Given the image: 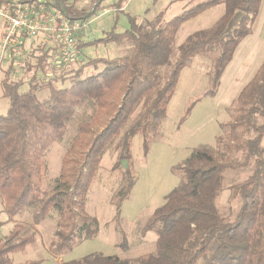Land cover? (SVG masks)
Returning <instances> with one entry per match:
<instances>
[{"label":"trees","instance_id":"16d2710c","mask_svg":"<svg viewBox=\"0 0 264 264\" xmlns=\"http://www.w3.org/2000/svg\"><path fill=\"white\" fill-rule=\"evenodd\" d=\"M59 1L70 16L81 18L74 3ZM219 4L223 14L210 28L195 31L174 46L181 24ZM260 4L261 0H209L189 6L168 22H163V12L144 24L128 16L129 28L124 32L78 43L82 50L126 41L131 51L127 57L89 61L86 65L95 68L99 64L102 69L83 79L81 67L47 84L30 83L20 93L22 83L6 75L0 82L2 97L8 100L6 113L0 115V200L8 221L29 209L31 225L28 232L22 224H14L0 239V264H13L11 255L33 244L36 226L54 216V240L47 248L54 260L94 239L99 225L86 212L85 203L104 153L118 138L119 159L130 160V144L137 134L146 153L166 116L181 71L194 57L213 52L204 96L214 97L235 49L251 33ZM71 73L69 87L54 86ZM44 90L48 97L41 101L37 94ZM85 102L94 111L88 121L78 124L58 176L43 189L45 153L63 138L74 110ZM228 112L230 118L219 124L215 145L193 149L173 168L180 174L179 185L164 197L141 230L142 235L154 233L153 252L134 259L91 254L59 264H264V59ZM245 169L250 174L228 187L236 208L231 216H222L217 201L224 173ZM133 184V174L124 170L113 194L114 219ZM118 247L126 249L127 245L122 241Z\"/></svg>","mask_w":264,"mask_h":264},{"label":"rangeland","instance_id":"374dc122","mask_svg":"<svg viewBox=\"0 0 264 264\" xmlns=\"http://www.w3.org/2000/svg\"><path fill=\"white\" fill-rule=\"evenodd\" d=\"M119 1L96 0L93 3L90 0L67 1L69 5L74 3V9L80 13V17H86L93 10L95 12L89 27L84 32L83 42L101 39L109 32H124L129 28L128 16L135 18L138 24H144L145 21L154 19L158 13L164 11L163 22H168L183 10L181 1L171 4L174 0H125L118 5ZM205 1L209 0H193L189 6ZM222 13L223 6L219 4L207 14L196 16L181 24L175 34L174 46L181 44L192 32L210 28L222 16ZM263 24L264 6L263 12L260 7L255 30ZM129 47L128 42L122 41L84 48L81 51L79 65L73 71L83 67L80 75V79H83L102 69L99 64L95 67L96 69L92 65H86L89 61L127 57L131 53ZM213 58L214 52L208 56H196L192 59L191 65L181 71L167 106L166 116L160 123L156 137L150 141L146 153L143 150L142 136L137 134L132 138L131 157L130 160L125 161H127V169L134 176V184L128 199L121 204L118 218L114 219L113 194L120 185L122 172L125 169L121 166V161L124 159L118 157L117 138L102 156L86 198V212L98 221L99 231L96 237L77 244L70 252L54 260L47 251L54 240L56 230L54 216V219H46L36 226L33 244L28 245L23 252L11 255L13 264H26L37 260H43L41 264H59V261L78 260L91 254L134 259L153 252L156 239L154 233L147 232L142 235L141 230L152 212L163 203L164 197L179 185L180 174L173 168L181 164L193 149L200 146L213 147L214 139L220 134V130H217L215 126H218V122H226L230 118L228 109L235 100V94L230 98L223 94L220 99L223 98L225 103L220 108H218L222 104L220 101L215 104L213 98L204 96L209 89L208 73L211 70ZM241 69L242 67L237 73L241 72ZM3 78L4 76L0 74V82ZM72 82L73 73L63 81L54 83V86L65 88ZM226 87L224 86L223 89ZM28 88L29 85L22 84L19 92L24 93ZM37 97L41 101L47 100L48 91L40 92ZM7 108L8 100L2 97L0 85V115H4ZM93 111L94 107L86 102L76 108L74 116L66 126L63 138L52 143L46 151L45 171L40 180V186L43 189L50 187L52 181L58 176L64 153L71 140L77 135L78 124L88 121ZM213 133L215 135L211 137ZM261 146L264 149V138ZM117 164L118 167H116ZM249 174L250 169L224 173L223 190L217 201L222 216H231L236 208L235 201L229 199L228 187L243 181ZM1 213H3V202L0 200V225L2 226L0 239L9 234L14 224H22L30 232L29 209L14 217L13 221L8 219L6 221ZM122 241H125L126 249L118 247Z\"/></svg>","mask_w":264,"mask_h":264},{"label":"built area","instance_id":"2783aa9c","mask_svg":"<svg viewBox=\"0 0 264 264\" xmlns=\"http://www.w3.org/2000/svg\"><path fill=\"white\" fill-rule=\"evenodd\" d=\"M94 13L73 18L59 0H0V74L27 85L66 76Z\"/></svg>","mask_w":264,"mask_h":264},{"label":"crops","instance_id":"0c3cea01","mask_svg":"<svg viewBox=\"0 0 264 264\" xmlns=\"http://www.w3.org/2000/svg\"><path fill=\"white\" fill-rule=\"evenodd\" d=\"M175 1H179V0H174L171 2V4L174 3ZM181 2H182V9L184 10V9L189 7V5L193 2V0L181 1ZM261 4H260V7H261V10L263 12L264 0H263V2L261 0ZM217 6L218 5L213 6L209 9L199 13L196 16H202V14H207L208 12L212 11ZM259 10H260V8H259ZM163 17H164V11H163ZM186 22H184V23H186ZM254 25H255V27H254ZM256 26L257 25H256V19H255L253 25L251 26V33L239 43V45L237 46V48L235 49V51L233 53L231 61L228 63L229 66L228 65H227L228 67L226 66L223 74L220 77L217 92H216L214 97H211L215 100V102H214L215 104H217V102H219V101L222 103L219 105L218 108L222 107L223 104L225 103L223 98L220 99L223 96V94L227 95L228 98H230L234 94L237 96V94L240 92V90L254 76V74L256 73V71L258 70L259 66L261 65V63L264 59V24L262 26H260L257 30H255ZM199 30H205V29H199ZM199 30H197V31H199ZM191 63H192V61H191ZM241 67H242L241 72L239 71L240 73L239 72L237 73L238 69ZM238 75H242V76H238ZM224 86L225 87L227 86V87L223 89ZM222 89H223V91H222ZM224 90H225V92H224ZM38 94H37V96H38ZM221 123H224V122H218L217 123L218 126H215V127H217V130L219 129V124H221ZM217 130L215 131V134H216ZM215 134L213 133L211 137H214ZM3 215L7 221V217H6L5 213H1V216H3ZM8 223H11V222H8ZM9 226H11V224ZM1 228H2V226L0 225V230H1Z\"/></svg>","mask_w":264,"mask_h":264},{"label":"water","instance_id":"95a60500","mask_svg":"<svg viewBox=\"0 0 264 264\" xmlns=\"http://www.w3.org/2000/svg\"><path fill=\"white\" fill-rule=\"evenodd\" d=\"M121 166H122V168H124L125 170L128 168V166H127V161H125V160H122L121 161Z\"/></svg>","mask_w":264,"mask_h":264}]
</instances>
